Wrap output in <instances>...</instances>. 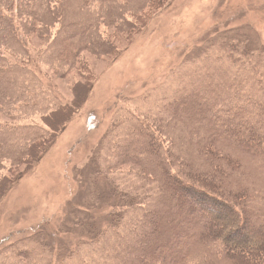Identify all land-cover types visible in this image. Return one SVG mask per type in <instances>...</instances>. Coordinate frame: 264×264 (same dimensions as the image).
Masks as SVG:
<instances>
[{
    "label": "trees",
    "instance_id": "16d2710c",
    "mask_svg": "<svg viewBox=\"0 0 264 264\" xmlns=\"http://www.w3.org/2000/svg\"><path fill=\"white\" fill-rule=\"evenodd\" d=\"M171 1L0 0V201L54 146L92 93L95 76L84 57L117 58L120 40L140 35L148 15L154 18ZM234 36L227 44L244 67L231 76L198 84V91H175L152 109L118 110L96 164L107 179L134 180L130 194L141 192L122 191L123 209L110 215L111 225L99 232L91 226L92 252L108 234L118 241L84 264L110 257H119L115 264H264V48L258 57L241 56L243 43ZM35 37L44 43L37 56L54 48V74L67 77L79 63L84 76L71 101L26 126L41 134L9 141L7 134L21 126L7 114L15 115L24 98V84L10 74L25 76ZM2 116L11 121L3 125ZM126 166L129 172L121 174ZM55 246L39 232L0 250V264L69 263L67 245Z\"/></svg>",
    "mask_w": 264,
    "mask_h": 264
},
{
    "label": "rangeland",
    "instance_id": "374dc122",
    "mask_svg": "<svg viewBox=\"0 0 264 264\" xmlns=\"http://www.w3.org/2000/svg\"><path fill=\"white\" fill-rule=\"evenodd\" d=\"M153 15L146 18V23L150 21L140 35L120 40L117 58L84 57L95 76L93 91L54 146L1 199L0 250L41 232L56 248L58 242L67 245L69 249L63 252L67 264L98 260L114 247L118 236L108 234L103 243L99 239L101 244L95 250L99 252H92L88 246L93 240L91 226L99 232L111 225L110 215L123 209L122 191L125 196L141 192L130 194V183L136 186L134 180L107 179L102 165L96 164L118 110L129 106L139 107L140 112V107L152 109L164 98L173 99L175 91H198V84L220 83L231 76L244 67L234 60V49L227 44L234 35L243 43L239 55L263 54L264 0H172L151 18ZM42 40L29 39L33 48L26 58L25 76L10 74L24 84L19 90L24 98L15 115L7 114L20 119L21 126V132L7 134L9 141L24 143L33 133L41 134L26 126L33 119L40 122L41 113L71 101L73 86L84 76L77 69L79 63L67 77L54 74L49 62L54 48L46 56H37L36 49L44 46ZM198 100L197 107L201 97ZM1 119L3 125L11 121L5 116ZM3 163L8 170L11 165ZM128 172L126 166L121 174ZM118 258L100 260V264H115Z\"/></svg>",
    "mask_w": 264,
    "mask_h": 264
}]
</instances>
